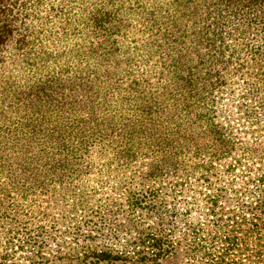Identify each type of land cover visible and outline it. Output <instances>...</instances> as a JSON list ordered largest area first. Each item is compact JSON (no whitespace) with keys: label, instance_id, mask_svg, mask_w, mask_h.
Instances as JSON below:
<instances>
[{"label":"trees","instance_id":"trees-1","mask_svg":"<svg viewBox=\"0 0 264 264\" xmlns=\"http://www.w3.org/2000/svg\"><path fill=\"white\" fill-rule=\"evenodd\" d=\"M45 1L0 0V264H264V0Z\"/></svg>","mask_w":264,"mask_h":264},{"label":"rangeland","instance_id":"rangeland-1","mask_svg":"<svg viewBox=\"0 0 264 264\" xmlns=\"http://www.w3.org/2000/svg\"><path fill=\"white\" fill-rule=\"evenodd\" d=\"M68 0H56V10L52 13L55 14H59L61 12V9H65V7H63L65 5V3L67 2ZM49 2H47V0L44 2H42L40 5H38L36 8H34L35 6H31L29 5V13L30 15L32 16V18H28L26 19V25H34L35 28H37L39 26V24L41 23V21L45 18V15L47 14V12H49V8H50V5H48ZM36 5V3H35ZM34 11V12H31V11ZM56 17L54 16L53 19H55ZM225 116V114H224ZM242 124V127L240 128V130H243L246 125H245V121H244V118H243V115L241 114H235V117L233 118V121L230 123L231 126H234L236 124ZM264 123H262L263 125ZM170 128H171V125H170ZM178 132L179 134H181L182 137H180L179 139V143L180 144H184V143H187V141H189L190 139L192 138H196L198 137V134L196 133H193V130L187 128V127H179L178 129ZM167 135L170 137V138H174L175 135L173 134V132L171 130H168V133ZM189 138V139H187ZM176 145V144H175ZM187 148V145H176L175 148H171L169 145H166L165 147H162L160 148L161 150H163V152L165 151H168V152H165L167 154H170V151H174L175 153H180V152H184ZM101 157H97V156H94L93 160L95 162H99L101 163L100 160ZM223 177V182H225L227 180V178H225V176L221 175ZM216 181H218V179H216ZM7 191H11V190H7ZM4 195V194H2ZM169 199L171 198H167L166 200L169 201ZM4 201V200H3ZM45 203V202H43ZM45 204H48V203H45ZM12 207H15L12 205ZM115 221H116V216H111ZM0 227H1V224H0ZM3 232V230H1L0 228V233ZM3 247H5V244H2L1 241H0V248L3 249Z\"/></svg>","mask_w":264,"mask_h":264}]
</instances>
